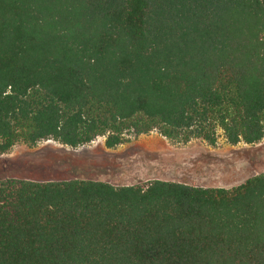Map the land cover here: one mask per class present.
Here are the masks:
<instances>
[{
    "label": "trees",
    "instance_id": "16d2710c",
    "mask_svg": "<svg viewBox=\"0 0 264 264\" xmlns=\"http://www.w3.org/2000/svg\"><path fill=\"white\" fill-rule=\"evenodd\" d=\"M264 136V0H0V155ZM0 264H264V172L230 188L0 179Z\"/></svg>",
    "mask_w": 264,
    "mask_h": 264
},
{
    "label": "rangeland",
    "instance_id": "374dc122",
    "mask_svg": "<svg viewBox=\"0 0 264 264\" xmlns=\"http://www.w3.org/2000/svg\"><path fill=\"white\" fill-rule=\"evenodd\" d=\"M263 172L264 136L257 144L230 146L221 133L214 146L198 139L176 143L152 132L114 148L105 146L104 137L77 148L48 140L18 143L0 155V179L35 182L78 179L124 186L160 179L230 188Z\"/></svg>",
    "mask_w": 264,
    "mask_h": 264
}]
</instances>
